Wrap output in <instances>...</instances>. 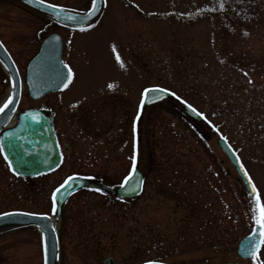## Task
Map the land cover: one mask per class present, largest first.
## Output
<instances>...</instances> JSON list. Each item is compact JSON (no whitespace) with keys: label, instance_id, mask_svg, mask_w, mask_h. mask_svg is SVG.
Returning <instances> with one entry per match:
<instances>
[{"label":"rangeland","instance_id":"374dc122","mask_svg":"<svg viewBox=\"0 0 264 264\" xmlns=\"http://www.w3.org/2000/svg\"><path fill=\"white\" fill-rule=\"evenodd\" d=\"M45 2L91 7L90 0ZM53 33L64 40L72 81L38 101L24 85L18 112L53 117L63 160L40 178H22L0 151V214L53 215V192L83 177L100 189L83 188L64 204L58 264L110 257L116 264H254L237 254L254 227L252 198L218 140L239 155L264 203V0H105L103 15L83 32L0 0V39L23 80ZM148 87L175 99L143 109ZM9 89L0 65V106ZM180 102L203 120L194 121ZM134 153L145 185L123 199L116 190ZM41 242L32 227L0 234V264H43Z\"/></svg>","mask_w":264,"mask_h":264},{"label":"water","instance_id":"95a60500","mask_svg":"<svg viewBox=\"0 0 264 264\" xmlns=\"http://www.w3.org/2000/svg\"><path fill=\"white\" fill-rule=\"evenodd\" d=\"M16 1L30 8L31 10L47 17L48 19L59 25L79 30L75 22L63 20L64 15L73 14L77 11L66 9L67 12L63 13L61 16L62 22H57L56 18L52 14L51 9L46 7V4L48 3L45 2V4L42 5L39 3V0ZM104 7L105 0H97L98 11L90 19V21L86 23H91L93 26L102 15ZM0 44H2L1 41ZM5 49L6 48L2 44V47H0V61H3V63L0 64L3 66L10 79L9 96L13 95V82H15L16 88L14 95V104L10 105L9 109H6L4 113H0V133L5 130L12 117L14 116L19 105L22 92V79L13 59L11 58L8 51H5ZM62 51L63 42L61 37L58 34H52L43 41L40 52L29 63L26 71L25 84L28 88L29 96L33 100H39L40 98L52 92L62 91L66 88L64 86L65 83H67V85L70 83L64 79V77L67 76V68L64 67L66 64L62 59ZM172 97L173 96L170 92H149L145 100L144 107L163 102ZM181 106L191 118L196 121L202 120V116L198 115L196 111H192V108H189L186 103H181ZM27 114L20 117L21 122L18 127V134H20V136L13 141L10 140V146H7V154L11 158L12 162L14 160L13 165L15 166V170L18 173L24 176H34L42 172L49 171L54 166H56L58 153L55 143L51 139H49L51 137H48L49 134L47 133L46 129H42L44 130V132L41 130L42 132H40L36 138L35 136H33L31 139L27 140L22 137L24 134L29 133L30 129H32L29 125L30 120L28 119V117L31 116L34 118L36 116L40 118V115L38 113H31V115ZM218 142L224 153L228 156L231 163L235 167L246 189L248 190V192H250L248 177L244 176V171L246 170L244 166L243 170L241 169L242 163L240 161V158L225 139H219ZM13 145H15V147H13ZM37 160L39 161L40 168L37 170L31 169L30 165L35 163V161ZM89 185H91V183H89V181L85 179H72L68 182V184L61 188L60 192L56 196V216H59L62 204L71 193ZM143 185V175L139 170L136 169V173L133 179L124 188L120 187V189L118 190V194L124 198L138 196L143 190ZM133 189L135 190L133 191ZM7 214L8 215H5L4 213L0 215V234L25 227L36 228L37 231L41 234L42 238L43 264H58L59 240L56 230L53 226V220L50 216L38 214L27 215L29 213L20 211L8 212ZM249 237L250 235L244 238L240 242L238 247L239 256L245 259L251 258L249 256H246L242 251V244L247 243V238ZM104 264H115V261L112 258H108L107 260H105ZM145 264H149V262ZM155 264L164 263L155 262Z\"/></svg>","mask_w":264,"mask_h":264},{"label":"snow or ice","instance_id":"6c2138e0","mask_svg":"<svg viewBox=\"0 0 264 264\" xmlns=\"http://www.w3.org/2000/svg\"><path fill=\"white\" fill-rule=\"evenodd\" d=\"M39 3L44 5L45 0H39ZM91 7L88 12L86 13H79V12H74L73 14H68L63 16V20H68V21H73L76 23L77 27L79 28L80 31H86L88 28L92 27L91 23H86L90 21V19L96 14L98 11L97 9V0H90ZM46 7L51 9L53 16L56 18L57 22H62L61 16L63 13H66L67 10L64 9L62 6L57 5V4H46ZM220 7L223 8L224 5L223 3L220 4ZM0 47H2V44H0ZM115 51V49H113ZM6 51V49H5ZM117 61H120L119 55L116 57ZM0 63H3V61H0ZM121 66L123 67V63L121 62ZM67 68V76L64 77V79L68 82L71 81L72 78V70L68 68L66 65L64 66ZM247 75V73H245ZM251 82V81H249ZM67 87V83L64 85ZM13 87V95L8 96L7 100L3 103L2 106H0V113H4L6 109H9L10 105L14 104V95H15V88L16 84L13 82L12 84ZM109 88H112L113 85L109 84ZM152 91H157V92H168L167 89H160V88H153V89H145L142 99L140 101V107L143 108L145 100L147 98V95L149 92ZM173 96H175V93H171ZM189 108H192L191 105H188ZM192 111H196L194 108H192ZM198 115H202V113H197ZM31 115V113L27 114ZM137 119H139V113L137 114ZM135 131V126L134 129ZM9 136L12 134L9 133ZM223 138V137H222ZM3 143L0 142V151L3 150ZM15 147V145H13ZM5 159H7V155L5 156ZM132 165H131V170L127 176L124 177L123 182L121 183V187L124 188L126 185L129 184V182L133 179L136 173V167H137V156L134 153L133 156L130 158ZM11 166V162H10ZM241 169L243 170V165H241ZM244 176L248 177V183L250 185V192L249 195L252 197V221L254 223V227L252 228V232L249 238H247V243L242 244V251L246 256L251 257L253 260L254 264H264V261L260 260L258 252L262 246H264V203L261 201L260 194L255 186V184L252 183L251 177L248 176L247 171H244ZM74 179V177H69L68 180L64 182L63 185L60 187L63 188L70 180ZM142 183V181H141ZM135 189H133L134 191ZM99 191V189H97ZM60 192V188H57L55 192L52 194V201H53V207L52 211H56V196ZM5 215H8L5 213ZM27 215H35L33 213H29ZM149 264H155V262H149Z\"/></svg>","mask_w":264,"mask_h":264},{"label":"flooded vegetation","instance_id":"af4514ba","mask_svg":"<svg viewBox=\"0 0 264 264\" xmlns=\"http://www.w3.org/2000/svg\"><path fill=\"white\" fill-rule=\"evenodd\" d=\"M30 119H31L30 122H31V128L32 129H30L29 133L24 134L22 136V137H24V139L28 140V139H31L33 136H35V138H36L39 135V133L43 131L42 130L43 127L46 126L47 133L50 135L49 137H52V138L55 137L57 142L59 141V136H58V133L56 132V128H55V122H54L55 120L53 119L52 116H50L49 114L46 113V120L42 119V121H39L36 117L35 118L31 117ZM19 124H20V117L17 119L15 125H13L12 128H10L5 133L0 135V142H2L3 145H4L3 150L1 151V155H2V157L4 159V161L6 162L8 168L11 167L14 171H16L15 170V166L13 165L14 160L12 162L11 158L8 156V154H7V146L8 145L10 146V142L15 140V139H17L20 136V134H18ZM9 133H11L12 135L9 136L8 135ZM65 148L67 150V154H69V151H70L69 147L66 146ZM6 155H7V159H5ZM10 155H12V154H10ZM10 162H11V166H10ZM30 167H31V169H35V170L39 169L40 168L39 161L38 160L35 161V163L31 164ZM40 174H44V172H42ZM40 174H38V175H40ZM40 177H36V178H40ZM239 260H243V259L239 258ZM243 261H246V260H243ZM231 263L240 264L237 261H234V262H231Z\"/></svg>","mask_w":264,"mask_h":264},{"label":"bare ground","instance_id":"6f19581e","mask_svg":"<svg viewBox=\"0 0 264 264\" xmlns=\"http://www.w3.org/2000/svg\"><path fill=\"white\" fill-rule=\"evenodd\" d=\"M56 94V93H55ZM164 102V101H163ZM13 126H9V128L8 129H10V128H12Z\"/></svg>","mask_w":264,"mask_h":264}]
</instances>
